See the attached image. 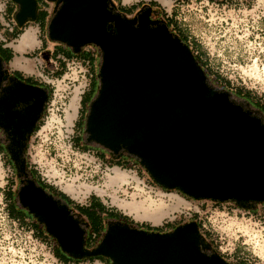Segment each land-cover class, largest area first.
Wrapping results in <instances>:
<instances>
[{"label": "water", "instance_id": "95a60500", "mask_svg": "<svg viewBox=\"0 0 264 264\" xmlns=\"http://www.w3.org/2000/svg\"><path fill=\"white\" fill-rule=\"evenodd\" d=\"M55 1V0H48ZM19 26L37 17V0H12ZM144 4L133 18L112 0H58L46 39L72 53L93 45L98 86L84 116L83 142L113 157L136 160L165 188L211 201L264 202V113L213 84L191 48ZM48 60V53H41ZM6 65L0 57V87ZM0 96V127L8 152L25 171V139L48 99V89L9 77ZM22 105L18 109L16 105ZM18 202L45 224L72 258L104 256L111 264H231L203 244L195 220L160 232L108 219L85 249L86 224L62 199L30 180Z\"/></svg>", "mask_w": 264, "mask_h": 264}, {"label": "rangeland", "instance_id": "374dc122", "mask_svg": "<svg viewBox=\"0 0 264 264\" xmlns=\"http://www.w3.org/2000/svg\"><path fill=\"white\" fill-rule=\"evenodd\" d=\"M120 1L129 6L133 2L142 1L146 4L150 0ZM114 2L117 5L118 0ZM157 3L164 8L173 28L189 37L193 47L191 50L198 52L197 56L206 73L208 70L207 75L213 84L227 81L228 87L243 91L245 96L264 107V0H208V3L206 0H176L172 1V4L169 0H158ZM49 4L50 7L46 8L51 15L54 4ZM134 13L135 11L126 17L131 19ZM149 18L154 20L155 13H151ZM46 26L45 21L37 33V38L52 47V42L46 39ZM34 32L35 28H27L17 37L14 46L19 52L32 54L23 65H18L17 59L21 56L13 55V65L25 71L31 69L33 62L42 61L43 48L35 52L31 49L38 42ZM87 46L92 47L95 52L94 66L89 68V64L82 63L84 72H73L70 75L72 79L77 78L76 81L72 80L68 84L65 81V84L62 83L53 91L48 99V109L30 137L26 156L33 169L45 182L65 192L77 203L85 204L91 197H98L107 207L130 217L136 225L147 223L150 226H162L166 222L184 223L196 218L217 241L212 242L214 247L215 243L220 245V241H223V248L233 250L238 241L237 229L244 225L247 235L238 239L246 241L247 244L243 245L245 248H236V251H244L253 261L250 255L255 249L260 258L255 257L254 260L264 264V216H257L252 212L261 205L260 202H214L188 197L176 188H165L155 182L134 159L121 168L99 159L92 151H82L81 148L73 146L72 136L76 129L75 121L81 110L80 100L89 87L95 89L93 97L98 86L99 53L93 45L83 48ZM78 62H81L80 58H76V63L71 65H80ZM74 69L75 67L71 70ZM21 73L29 76L27 73ZM36 79L42 78L37 76ZM62 95H66V99H63ZM87 106L88 103L84 107L85 110ZM106 157L112 158L109 153H106ZM2 216L0 264H63L55 252L56 241L49 238L44 242L35 238L28 228L29 218L24 219L20 214H13V220L8 222L3 214ZM82 222L86 224L84 219ZM85 229L87 231V225ZM168 229L169 227L164 230ZM10 232L11 237H8ZM75 264L111 263L106 260L83 258Z\"/></svg>", "mask_w": 264, "mask_h": 264}, {"label": "trees", "instance_id": "16d2710c", "mask_svg": "<svg viewBox=\"0 0 264 264\" xmlns=\"http://www.w3.org/2000/svg\"><path fill=\"white\" fill-rule=\"evenodd\" d=\"M112 1L114 2V0H112ZM142 4H143L142 1H138L137 3H133V4L129 5V6H125V5L121 4L120 0H118V3H117L116 6H117V9L119 11H121V12H123V13H125L127 15V14L133 13V11H135L137 9V7H139ZM148 4L150 6L157 7L158 9H160L162 11L163 15H166L164 9L156 1L150 0L148 2ZM49 15H50L49 11H48V9L46 7L45 8L44 7L40 8V10L37 13V17L35 19L36 23L40 26V28L43 27L45 21L47 22ZM170 23L172 24L171 21H170ZM172 26H173V24H172ZM22 28H23V26H21L20 29L17 28L13 32L12 38L18 37L19 34L22 33ZM170 29L172 31H176L174 33L177 34L189 47L191 46V48H193L192 45L190 44V41L188 40V37L186 35H184L183 33L179 32V31H177L176 28L171 27ZM43 45H44V42H43ZM64 53H65L66 56H69V57L74 56L76 58H80L82 60L87 61L88 64H89V68H92L94 66L93 63L95 61V56H96L94 51H88L86 53H83V50H81L79 54L74 55V54H72L70 52V50L68 48H66ZM197 53L198 52H195L193 50V54H194L196 60L199 62V64L204 69V66H203L202 62H200V60H199V58L197 56ZM0 56H1L3 61H5V62L9 61L11 56H12L11 50H9L8 48H2L1 47L0 48ZM25 56L26 57H31L32 54H30V55L29 54H25ZM61 66L62 65H60V69L58 71H56V75L55 76H60L63 73V69H61ZM15 72L18 73V74H21L19 71H15ZM207 73H208V70H207ZM91 76H93V75H91ZM27 78L29 80H32L33 82H38L37 79H35L32 76H29ZM216 83H217V85L220 84V82H216ZM39 84L44 85L45 87H47L48 94H49L48 95V99H49L51 90L49 89V87L46 84H44L42 82H39ZM94 90L95 89L89 87L88 90L83 94V96H82V98L80 100V102H81V110L79 112L78 119L76 120L78 122V125L80 123L83 124V122H84V114L86 112L84 107L89 102V99H91ZM40 122L36 126L35 130L40 125ZM72 142H73V144H74V146L76 148H78V149L81 148L82 151H92V152L95 153V156H97L99 159H101L103 161L105 160L106 162H108L111 165H115V166H119L121 168H124V167H126L128 165V163L131 162L130 160H132V158H130L128 156H120V157L111 156L112 157L111 159L107 158L106 157V153L107 152L105 150H103V149H101L99 147H94V146H91V145H88V144L84 143L83 139H82V134L81 135H77V136H72ZM46 185L48 187H50L53 191H56L67 202H69V203L75 202L68 194H66L65 192L57 189V187H55L54 185H52V184H46ZM214 202H218V201H214ZM75 203H76L77 209L80 211V213L82 215V218L85 220V223L87 225V231H86V234H85L86 246L87 247L92 248V247H94L97 244V242L99 241V239L101 238V236L103 235V232L105 230L106 220H108L110 218H114V219H121V220L129 222V223H133V221H132V219H130V217H128L127 215L121 213L120 211H118L116 209H112V208L107 207L101 201V199H99L98 197H95V196L91 197L90 201L88 203H85V204H79L77 202H75ZM194 216H196V214H194ZM195 221L197 222L199 231H200V233L202 235L203 244L210 245L218 253L216 247H214L212 241L209 238V233L203 231L202 224H201L200 221H198L196 218H195ZM180 223H181V221H177V223L166 222L162 226H150L147 223H141L138 226L139 227H146V228H148V230L149 229H158V230H160L162 232L167 227H169V229H173L176 225H178ZM35 227H36L35 225H33V226L30 225L28 228L33 230V234H34L35 237H37V238H39V239H41L43 241L44 240L43 234H41V232L38 231ZM83 258H87L89 260L98 259V260L103 261V259H102L103 257L102 256H95V257L88 256V257H83ZM83 258L76 259V258H71V257L65 256V257L61 258L60 260H61V262L63 264H68L69 262H72L73 264H75V263H78V262L82 261Z\"/></svg>", "mask_w": 264, "mask_h": 264}, {"label": "flooded vegetation", "instance_id": "af4514ba", "mask_svg": "<svg viewBox=\"0 0 264 264\" xmlns=\"http://www.w3.org/2000/svg\"><path fill=\"white\" fill-rule=\"evenodd\" d=\"M57 1L58 0L52 1L54 4L53 6H55ZM174 1H176V0H173V2ZM146 4H148V3H146ZM142 5H144V3ZM142 5H140L139 8L135 10V12L137 10H139ZM153 8L154 7L151 6V10L149 11V15L154 12L156 15V18L154 20L163 19L167 24L169 23L168 25L170 28L173 27L172 24L170 23V19L168 18V15L167 16L163 15L162 11L160 9H158L157 7L156 8L158 10L157 9L154 10ZM39 10H40V8L38 9V6H37V13ZM173 32H176V31H173ZM15 71H17V70L11 71L8 68L4 69V73L2 76V86L0 87V96L3 94V87H7V86L11 85V81H10L9 77L13 76V75L25 83L34 84L37 86H44V85L39 84V82H33L32 80H29L27 78L29 76L23 75L20 71L19 72L21 74H18ZM227 84H228L227 81L220 82V87L231 92L236 97L243 98V99L247 100L252 106L261 110L264 113L263 105L258 104L254 99H251L250 97L245 96L243 91L236 89V88L233 89V88L228 87ZM47 102H48V99L45 103L44 110H43L40 118H38L33 130L30 133L26 134L25 146H24L25 158H26L25 171L19 172L17 170L16 166L14 165L13 160L11 159V156L8 152V147L11 145V140L9 138V135L5 132V129L0 127V205H2V207H0V218L3 217L2 214L4 215V219H6L8 222L9 221L11 222L13 220V214H20V216L23 217L24 219L29 218L30 219V225H32V226L35 225L36 226L35 228L38 231H40L41 234H43V236H44L43 241L44 242H47V240L49 238H52L56 241L55 252H56V255L58 256V258L61 259L65 256H68V257H70V256L61 250L56 238L53 235L46 232L45 224L43 222L39 221L38 217H36L33 213L29 212L28 209L22 207L20 205V203L18 202V196H19L20 189L23 188L24 186H26L28 184V182L30 180H32L38 186L47 190L48 193L52 194L55 197H58V198L64 200L69 205L71 210L73 211L75 218L78 220H81V221L83 220L80 211L76 207V203H75L76 201L69 203L62 196H60L56 191H53L50 187H48L46 184H50V183L45 182L44 179L38 175L36 170H34L32 165H30L28 158L26 156V149L28 147L30 137L34 133L36 126L38 125V123L41 121V119L43 117V114L46 110ZM16 107L18 109H22L21 104L20 105L17 104ZM74 126L76 129L74 130L73 136L81 135L82 131H83L82 123H80L78 125V122L75 121ZM2 171H3V174H2ZM106 225H107V223H106ZM142 228L148 229L146 227H142ZM149 230H151V229H149ZM168 230H170V229H168ZM168 230H163V232H167ZM8 237H11V232H10ZM10 243H11V245H13V241H11ZM85 249H87V250L91 249L90 247L86 246V237H85ZM83 257H88V256H83ZM102 257H103L102 258L103 260H106V261L109 260L106 257L104 258V256H102ZM226 261H228L231 264H243L240 261H229L227 259H226Z\"/></svg>", "mask_w": 264, "mask_h": 264}, {"label": "built area", "instance_id": "2783aa9c", "mask_svg": "<svg viewBox=\"0 0 264 264\" xmlns=\"http://www.w3.org/2000/svg\"><path fill=\"white\" fill-rule=\"evenodd\" d=\"M206 2L208 3L207 0H206ZM49 3H52V2H49ZM0 12L4 13L5 12V9H1ZM262 17L264 18V13L262 14ZM14 25H15L14 18H13V26H12L11 20H5L4 22H2L1 28H0V42H2V43L8 42L7 41V37H6L5 30L6 31H9V32L12 31V27L14 29ZM54 45H55V43H54ZM56 45L59 46L60 48H54V46H53V50L56 53V60H58V65H62L61 66V69H63V73L60 76H54V77L52 75H46L45 76L46 78H44L42 81H40V82L46 84L49 87V89L51 90L50 97H51L53 91L57 90L59 88V86L62 85V83L65 84V81H66V84L70 83L72 80H73V82L76 81L77 78L72 79L70 77V75H72L73 72H75V74H78V73L82 72L83 71V69H82V67H83L82 63L88 64L87 61L81 59V62L80 63L78 62L80 65H71V64L76 63V57H74V56H72V57L66 56L65 53H64V51H65V49L67 47H65L63 44L56 43ZM190 48H191V46H190ZM192 52H193V50H192ZM87 66L89 67V65H87ZM74 67H75L74 71L71 70ZM76 76H78V75H76ZM62 98L63 99H66V95H62ZM46 109H48V102L46 104ZM73 146H74V144H73ZM260 203H261V205L257 206V208L255 210H253L252 212H255L257 216H264V202H260ZM247 212H250V211H247ZM201 224L203 226L202 227L203 231L209 233L210 240L212 242L213 241L217 242L213 238V236L210 234V232L207 231V229H204L205 225L203 223H201ZM244 227H246V226L243 225L242 228L237 229V231L239 233V235H238L239 238L240 237H243V235L244 236L247 235V233H245ZM30 230H31V234H33V230L32 229H30ZM33 236H34V234H33ZM238 237H237V240H238L237 241V245H235V247H234L233 250L232 249H228V247L223 248L222 245H221L223 243V241H220V243H221L220 245H217V243H215L216 244V247H218L217 248L218 253L225 260L227 259L229 261H240L243 264H260V261L254 260L255 257L257 259L260 258V256L256 253V250L255 249L252 251L253 253L250 256H252L253 257V261H256V262L251 261L248 258L247 254H244V251H240V252H237L236 251V248H241V246L247 244L246 241H242L241 239H238ZM35 238H37V237H35ZM219 238L221 239V237H219ZM243 248H245V247L243 246ZM227 256H229L230 258H228Z\"/></svg>", "mask_w": 264, "mask_h": 264}, {"label": "crops", "instance_id": "0c3cea01", "mask_svg": "<svg viewBox=\"0 0 264 264\" xmlns=\"http://www.w3.org/2000/svg\"><path fill=\"white\" fill-rule=\"evenodd\" d=\"M155 1V0H153ZM170 1V4H172V1L173 0H169ZM156 2H158V0H156ZM134 3V2H133ZM131 3V4H133ZM37 4H38V9L39 8H45V7H50V4L49 2H47V0H37ZM121 4L124 5V3L121 2ZM1 9H5V12L2 13L0 12V28H1V24L2 22H4L5 20H11V23H12V26H13V18H14V13L16 11V5L12 2V0H0V10ZM15 20V18H14ZM21 26L18 25L17 21L15 20V25H14V29L12 27V31H6L5 30V33H6V37H7V41L6 43H3L0 42V48H8L9 50H11V53H12V56L10 58L9 61L5 62V65H6V68H8L9 70H17V71H20V72H23V73H27L29 76H32L34 77L35 79L38 77H41L42 79H37L38 82H40L41 80H43L44 78H46L45 76L46 75H53V74H56V71L59 70L60 68V65H58V60H56V53L54 52L53 50V46L54 48H60L59 46L54 45V42H52L53 46L50 47L47 45V43L45 42L43 45V41L42 39H38L37 36H38V32H40V27L38 26V24L36 23V20H28L26 21L24 24H23V28H22V33L29 27H33L35 28V38L38 39L37 43L35 45H33L31 47V49L33 50V52L39 50V49H42L41 53L44 52V51H47L48 53V60H45L42 58V61L41 63L40 62H33V65H31V69L29 71H25L24 69H22L21 67H15V65H13V55L14 57L15 56H21L19 59V62H18V65H23L25 64V61L26 59H28L29 57H26L24 52L26 51H23V52H19L15 49V44H16V41L18 40V38H12L13 36V32L18 28L20 29ZM21 33V34H22ZM18 37H20V35ZM30 48V47H29ZM28 49V48H27ZM83 50V53H86L88 51H93V48L90 47V46H87L85 48L82 49ZM38 55L36 54V58ZM1 57V56H0Z\"/></svg>", "mask_w": 264, "mask_h": 264}, {"label": "bare ground", "instance_id": "6f19581e", "mask_svg": "<svg viewBox=\"0 0 264 264\" xmlns=\"http://www.w3.org/2000/svg\"><path fill=\"white\" fill-rule=\"evenodd\" d=\"M253 68H254V67H253ZM254 69H255V68H254ZM261 70H262V69H261ZM256 72H258V71H256ZM258 73H259V72H258ZM258 73H257V74H258ZM252 74H253V73H252ZM255 75H256V74H255ZM257 76H258V75H257ZM75 88H77V89H78V87H77V86H76ZM69 102H70V101H69Z\"/></svg>", "mask_w": 264, "mask_h": 264}]
</instances>
